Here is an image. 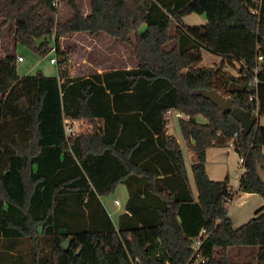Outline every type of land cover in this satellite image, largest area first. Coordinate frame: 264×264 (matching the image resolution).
Segmentation results:
<instances>
[{
	"label": "trees",
	"instance_id": "16d2710c",
	"mask_svg": "<svg viewBox=\"0 0 264 264\" xmlns=\"http://www.w3.org/2000/svg\"><path fill=\"white\" fill-rule=\"evenodd\" d=\"M63 2L72 10L65 21L52 0H0V264H239L232 248H256L264 264V206L240 228L228 209L242 193L264 200V125L245 136L201 95L219 93L252 115L254 95L264 119V0H91L87 15ZM192 14L207 24L185 25ZM81 33L118 41L135 63L74 77L67 68L18 75V46L61 57V40ZM204 51L221 65L201 67ZM169 110L187 117L178 124L195 156L197 196ZM73 121L89 128L68 135ZM231 141L244 159L238 190L205 168L207 150ZM119 185L129 198L115 225L101 198Z\"/></svg>",
	"mask_w": 264,
	"mask_h": 264
},
{
	"label": "rangeland",
	"instance_id": "374dc122",
	"mask_svg": "<svg viewBox=\"0 0 264 264\" xmlns=\"http://www.w3.org/2000/svg\"><path fill=\"white\" fill-rule=\"evenodd\" d=\"M76 4L83 11L85 15L90 13V2L91 0H75ZM59 20L65 21L72 16L71 8L63 2L60 4L59 8ZM183 23L191 27H199L207 24L206 15L192 14L183 18ZM176 27V23L174 24ZM146 26H142L141 30H144ZM10 47H14L11 41H8ZM51 45L54 47V43ZM61 50L64 53L61 57H56V52L52 50L46 56H40L34 53L27 47L18 46L16 53L17 56L23 57V62H18V75L24 77L27 75H36L38 73H43L48 77H58L59 69L63 70L67 68L70 76H78L88 70H95L103 73L108 69L117 68H129L135 61L131 58V49L125 45H122L118 41L102 34L98 37L91 36L89 34H73L66 38H63L60 42ZM0 55H3V46L0 41ZM204 61L201 64L203 67H215L220 66L222 60L220 57L212 55L208 51L203 52ZM55 58L57 60L56 65H52L51 59ZM217 58V59H216ZM219 60V61H218ZM232 74H237L236 70L231 68H226ZM200 123H206L203 117H198ZM179 120H174L171 125V132L178 142L183 138L179 129ZM169 125V126H170ZM75 133H81L86 131L89 127L85 122L73 123ZM184 150V148H183ZM185 154V151H184ZM187 167L189 172V177L193 191L196 194L195 181L193 178L192 170L190 168V161L187 158ZM239 164L236 167V171L243 172L240 159ZM230 181L232 180L231 177ZM128 199V192L124 185H119L116 191L106 197H103V202L105 203L108 212L110 213L112 220L118 223V217L124 213L126 208V203ZM115 200L119 201V204L115 203ZM256 248H232L229 251L230 258L235 263H251L256 264Z\"/></svg>",
	"mask_w": 264,
	"mask_h": 264
},
{
	"label": "crops",
	"instance_id": "0c3cea01",
	"mask_svg": "<svg viewBox=\"0 0 264 264\" xmlns=\"http://www.w3.org/2000/svg\"><path fill=\"white\" fill-rule=\"evenodd\" d=\"M131 67H129L128 69H130ZM185 118L187 119V117ZM72 123L76 124L78 122L73 121ZM169 134L173 135V133L171 132V125L169 126ZM179 143L182 146V148H184L186 161L188 158L190 161V168H191L192 164L194 163L195 156L188 149L187 144L184 139H183V142H181L180 140ZM239 159L241 163V158L239 154L235 151V149L232 146L228 145L226 147L224 146V147L210 148L207 150V154H206V166H205L206 173L209 176V178L213 181H223L227 177H231L232 178L231 187L234 190H238L240 181L243 175V172L239 173L236 171L237 165H240ZM195 196H197V192ZM128 198H129V194H128ZM101 201L103 205L105 206L106 210L108 211L105 203L103 202V197L101 198ZM115 203H116V200H115ZM263 206H264V200L260 195L243 194V193L239 194L237 197H235V199L232 202L228 204L229 216L233 222V226L235 228L242 227L243 225L248 223L250 220L255 218L257 212L261 210ZM118 221H119V217H118ZM114 224L117 225L118 223L114 222Z\"/></svg>",
	"mask_w": 264,
	"mask_h": 264
},
{
	"label": "built area",
	"instance_id": "2783aa9c",
	"mask_svg": "<svg viewBox=\"0 0 264 264\" xmlns=\"http://www.w3.org/2000/svg\"><path fill=\"white\" fill-rule=\"evenodd\" d=\"M62 0H52V6H54L55 8H59L60 4H61ZM258 12V11H257ZM54 51L56 49H53ZM264 57H263V54L262 53H258V56H257V60L259 63H261L263 61ZM18 62H23L24 59L23 57H18ZM51 64L52 65H56L57 64V60L55 58L51 59ZM261 73V66L258 65L256 66V68L253 70V82H252V86L254 88H257V86L259 85L262 77L260 75ZM250 102H255L257 104V108L255 109L254 113H253V118L255 119V122H256V125L255 127L257 128L259 125H264V120L263 118H261L260 116V107H259V104H258V97L256 96H251L250 97ZM182 118H185V116L177 111V110H169L166 115H165V119L167 120L168 122V126L174 121V120H180ZM68 127H67V134L68 135H74L75 134V130H74V127L72 126L73 124H70L68 123ZM229 146H232L233 147V141H231L229 143ZM234 148V147H233ZM241 166H242V169H243V173L245 172V168H244V159H241ZM116 204H119V201L116 200ZM206 232L205 231H202L201 232V235L195 240V243H194V249L195 251L197 252L200 247L202 246L203 242H204V239L206 238ZM204 262V260L202 261Z\"/></svg>",
	"mask_w": 264,
	"mask_h": 264
},
{
	"label": "water",
	"instance_id": "95a60500",
	"mask_svg": "<svg viewBox=\"0 0 264 264\" xmlns=\"http://www.w3.org/2000/svg\"><path fill=\"white\" fill-rule=\"evenodd\" d=\"M45 39H38L35 41L36 48L40 49ZM201 95L211 100L220 110L224 113L232 114V116L241 124L242 133L247 136L255 128L256 122L250 112H247L241 108L234 107V100L224 97L216 92L202 91ZM71 244V239L63 244L65 249H68Z\"/></svg>",
	"mask_w": 264,
	"mask_h": 264
}]
</instances>
